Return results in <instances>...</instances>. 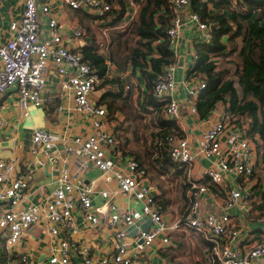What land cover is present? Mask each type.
Returning a JSON list of instances; mask_svg holds the SVG:
<instances>
[{
  "label": "built area",
  "instance_id": "2783aa9c",
  "mask_svg": "<svg viewBox=\"0 0 264 264\" xmlns=\"http://www.w3.org/2000/svg\"><path fill=\"white\" fill-rule=\"evenodd\" d=\"M61 1L70 9L86 12L97 19H103L111 9L109 0ZM131 3L134 4L133 1ZM170 4L174 17L167 36L173 50L181 36L182 25L204 31L208 30L209 24L191 9L189 0H170ZM39 14L47 16L44 31ZM9 31V37L0 39V96L10 90L16 105L27 116L30 106H43L47 74L53 72L64 79L63 88L72 97L73 109L91 120V131L74 136L63 145L60 153L53 134L36 128L31 135L33 161L22 160L21 168L16 171L17 158H0V264L27 262L25 254L12 257L13 249L24 233L43 219L50 223L49 231L53 236L64 234L50 249L49 264H72L71 256L75 252L80 253V264H93L87 244L81 245L69 238L71 230L77 231L75 210L91 227L96 226L101 214H108L107 222L113 229L114 254L111 258L101 259L99 264H139L128 254L131 243L126 230L142 218L149 220L150 227L139 228L134 233L132 244L137 253L143 252L156 240H159L161 249L174 246L169 236L172 226L165 218L164 205L148 172L133 155L119 148L118 140L105 127V106L91 99L101 79L93 66L83 59L80 42L84 31L74 28L70 34H65L63 26L51 13L49 0H23L21 17L10 23ZM210 32L204 33V42L211 40ZM192 60L193 63L196 60L195 53ZM175 67L176 61L165 65L153 85V95L163 102L165 118L173 121L178 119L179 112V103L173 95ZM187 83L186 103L190 112L197 115L196 102L206 87V79L198 74L188 78ZM177 128L179 131H172L164 138L169 158L183 168L186 176V194L190 204L177 224H185L202 235L209 244L213 264H264V236L239 247L240 230L227 212L201 211V199L208 193V188L195 180L191 172L196 159L201 157L209 161L205 174L216 185H222L228 173L249 179L257 162V150L252 139L246 130H242L235 116L226 111L206 128L196 147L191 146L180 127ZM60 155L63 161L58 167L52 193L44 201L22 206L25 191L29 190L34 179L35 165L43 164L40 157L54 165L60 162ZM88 167L99 170L107 181L113 179L117 192L139 201L141 208L117 207L111 201L114 192L109 190H101L102 201L94 204L93 182L86 183L83 178ZM249 195L248 191L242 195L240 189L230 188L225 208L242 206L241 202Z\"/></svg>",
  "mask_w": 264,
  "mask_h": 264
},
{
  "label": "crops",
  "instance_id": "0c3cea01",
  "mask_svg": "<svg viewBox=\"0 0 264 264\" xmlns=\"http://www.w3.org/2000/svg\"><path fill=\"white\" fill-rule=\"evenodd\" d=\"M236 1L237 0H232V3L235 4ZM131 2L132 0H126L127 6L124 24L130 21L136 13V5ZM49 3L51 5L52 15L57 18L59 23L63 26L65 34H70L74 28H80L84 31V36L80 42L81 45H83L86 38H88V34H91L90 28L95 25L92 22L95 20L91 19L89 15L83 12L70 9L63 4L61 0H49ZM22 9L23 0H0L1 40L9 37V25L11 22L20 19ZM39 19L44 31L47 16L39 14ZM86 26L90 27L89 33ZM108 28L109 27H104V30H102L106 35H108L107 33L110 31V28ZM204 33V31L199 30L195 26L182 25L181 36L177 46L173 49L176 61L174 70L176 88L173 95L179 103L178 119L174 121V124L180 127L183 135L193 147L198 146L201 142L204 131L212 121L225 112L224 104L219 102L215 104L206 117L200 118L198 114L193 115L190 112L186 103L187 84L191 81L189 80L187 83L188 78H191L188 76V70L193 63L192 59L195 53L194 43L204 41ZM96 38H98V36ZM105 40H108L107 36ZM77 44L78 42L76 41V45ZM101 51H103V49ZM214 60L220 65L225 59L221 56ZM107 66V76L109 78L119 76L123 82L130 81V83L126 85L131 86V88H126L125 85V89H131L132 91L133 107L137 117L136 119L125 117L123 113L118 111L115 115L116 119L113 118L110 120L108 116L106 117L105 127L111 130L117 140L119 138L121 141L125 142L128 150L141 152V149L134 147L133 144L137 142L150 146L156 141L157 138L152 133L157 130L154 123L160 111L163 117H165L164 107L161 105L153 107L140 103V101L143 100L146 87L144 79L139 73L133 74L130 68L120 72L116 66L109 61H107ZM63 82L64 79L62 77L55 75L53 72H49L43 90L44 104L40 107L30 106L27 109V116H25L23 111L16 105L14 96L10 90L5 91L0 96V158H17L18 163L16 165V171H19L21 168L20 162L22 160L33 161V155L31 153V135L36 128L44 129L53 134L56 138L57 148L60 149V153L63 145L69 143L74 136L89 133V131H91V120L73 109L72 97L68 91L63 88ZM109 88L110 85L97 87V89L93 91L91 99L99 103L101 97ZM102 105H104V103H102ZM146 121L150 122L149 124L151 127L145 124ZM237 121L238 124L242 126V130L244 132L246 130L247 134L249 120L241 117ZM139 127H141L140 130L144 129L145 131H149L148 135L143 136L145 140H142L138 135ZM250 138L252 139L253 147L256 148L255 140H257L258 136L255 135L254 138ZM40 159H43V164L36 163L34 179L29 186V190L25 191V200L22 202V206L27 205L29 202L44 201L49 197L55 187L59 173L58 167L61 166V162L63 161L62 156L60 155V162L54 165L46 163L42 156ZM256 164L253 176L249 179L244 180L239 176L228 173L222 185L212 183L206 176V167L209 165V161L206 159L198 157L191 170L193 178L205 184L208 188V193L201 199V211L213 212L216 214L227 212L231 217V221L240 230V236L237 240L239 247H245L254 239L264 236V170L262 167L256 166ZM171 170L174 171L173 174H176L174 169ZM184 174L181 172V174L177 175L183 179V185L186 184L187 186L186 176ZM161 177L163 178V176ZM83 178L86 183L93 182L94 204L98 205L101 203L102 198L99 194L101 190H109L114 192L111 201L117 207L135 210L141 208V203L139 201L117 192V186L114 180H105V176L96 168L88 167L83 173ZM150 179L156 187V193L159 199L164 205L165 218L172 226L169 231V236L175 245L161 249L159 240H156L143 252L137 253L133 249L132 244L134 233L139 228L148 229L150 227L149 220L142 218L134 225L129 226L126 230L128 241L131 243L128 252L129 256L137 259L139 264H148V262L152 264H213L209 253V244L202 235L185 224H177V221L181 220L189 208L190 203L188 195L186 194V189L184 194L182 193L180 197L178 196L176 199L170 198L167 194L168 190L164 187L166 185L164 184L166 183L172 186L173 183H169L167 180H164L163 183L161 180H158V178L154 180L150 177ZM158 183H161L163 187H160ZM230 188L240 189L242 195L246 191L250 193L249 198L241 202L242 206L225 208L227 194ZM74 213V222L77 226V231L72 232L71 230L69 238L78 244H87L90 248V257L93 264H99L100 260L105 257L111 258L114 254V246L111 240L113 229L107 222L108 214H101L96 226L91 227L87 222L83 221L77 210H75ZM49 228L50 223L44 219L32 225L13 249L12 257L17 258L25 254L27 256V262L25 264H49L48 257L50 255V249L55 247L58 244L59 237L64 235L53 236ZM1 246L2 239L0 237V249ZM71 259L72 264H80V253H73Z\"/></svg>",
  "mask_w": 264,
  "mask_h": 264
},
{
  "label": "trees",
  "instance_id": "16d2710c",
  "mask_svg": "<svg viewBox=\"0 0 264 264\" xmlns=\"http://www.w3.org/2000/svg\"><path fill=\"white\" fill-rule=\"evenodd\" d=\"M109 1L111 9L102 17L106 21L102 27L110 28L108 40L101 45L90 31L80 49L83 59L93 66L102 81L97 87L110 85L98 103H104L108 118L116 119V112L120 111L125 117L136 119L132 91L125 89L121 77L107 76V61L120 72L130 68L133 74L143 77L146 91L140 103L163 106L153 95V85L162 68L175 62L167 36L174 14L170 0H132L136 13L124 24L126 0ZM189 3L213 27L209 42L194 43L196 60L188 71L189 77L200 74L206 79V87L196 102L197 114L206 117L220 102L236 121L247 118L248 136H258L256 166L264 170V0H237L235 4L232 0H189ZM86 28L89 33L90 27ZM221 56L225 60L219 65L214 59ZM154 125L157 130L152 133L157 139L151 150L141 155L139 151L128 150L127 144L118 138L119 148L133 155L154 180L171 169L184 174L183 168L171 161L164 145L167 134L179 131L174 121L167 120L160 111ZM158 185L163 187L161 183ZM186 187L184 184L183 194Z\"/></svg>",
  "mask_w": 264,
  "mask_h": 264
},
{
  "label": "rangeland",
  "instance_id": "374dc122",
  "mask_svg": "<svg viewBox=\"0 0 264 264\" xmlns=\"http://www.w3.org/2000/svg\"><path fill=\"white\" fill-rule=\"evenodd\" d=\"M88 15H90V14H88ZM90 16H91L90 17L91 19L95 20V21H92L95 25H93L90 28V30H91V32H94V35L96 37L98 36L97 40H98L99 44L102 45L103 42L106 41L105 39H106V36H107L106 34H104L102 32V30H104V27H102V26H103V24L106 23V21L104 19L93 18L92 15H90ZM106 32H107V30H106ZM124 83L126 85V84L130 83V81H124ZM130 88H131V86H130ZM149 123H150L149 121L145 122V124H147L148 127H151ZM141 126H143V125H141ZM140 129H141V127L138 128V130H139L138 131V135H139L140 138H142V140H145L143 136L144 135H148L149 131L148 130L145 131L144 129L140 130ZM139 140H141V139H139ZM134 141H135V139H134ZM133 146L134 147H138V148L141 149L140 150L141 151V155L144 154L147 150H151V145L149 146L148 144L144 145L143 143H137L136 142L135 144H133ZM173 172L174 171L171 170L168 174H163V178L161 177L162 175L160 174L158 176V180H161L162 182L164 180H167V181H169V183H173L172 186L165 183L164 185H166V186H164V187H165L166 190H168L167 194L169 195V197L176 199L178 196L180 197V195L183 193V183H182L183 179L179 175L173 174ZM153 173L155 174V172H153Z\"/></svg>",
  "mask_w": 264,
  "mask_h": 264
},
{
  "label": "water",
  "instance_id": "95a60500",
  "mask_svg": "<svg viewBox=\"0 0 264 264\" xmlns=\"http://www.w3.org/2000/svg\"><path fill=\"white\" fill-rule=\"evenodd\" d=\"M212 28H213L212 26H209L208 30L211 31ZM208 30H204V32H206V31H208ZM179 61H180V59H179Z\"/></svg>",
  "mask_w": 264,
  "mask_h": 264
}]
</instances>
